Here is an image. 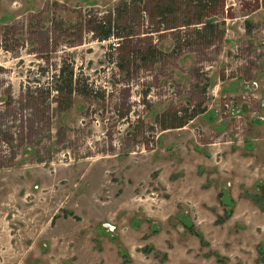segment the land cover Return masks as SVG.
Returning <instances> with one entry per match:
<instances>
[{
  "label": "rangeland",
  "instance_id": "obj_1",
  "mask_svg": "<svg viewBox=\"0 0 264 264\" xmlns=\"http://www.w3.org/2000/svg\"><path fill=\"white\" fill-rule=\"evenodd\" d=\"M125 1L0 0V264H264L261 0L208 10L213 33L144 0L117 47L92 29Z\"/></svg>",
  "mask_w": 264,
  "mask_h": 264
},
{
  "label": "trees",
  "instance_id": "obj_2",
  "mask_svg": "<svg viewBox=\"0 0 264 264\" xmlns=\"http://www.w3.org/2000/svg\"><path fill=\"white\" fill-rule=\"evenodd\" d=\"M225 0H162L159 2L158 6L154 9V11L150 10L149 18L154 16H159L162 22H168V28H176L178 26V18L175 17V14L180 12L181 10L187 11V15L194 16L188 17V19L185 21L184 25L189 26L192 24L197 23H204V19L208 16V10L215 7H221ZM144 0H129L125 1L122 6H118L114 8L113 11L109 13V15L105 16L103 19H96V26L93 27V32L97 36V38L101 40L109 39L111 37H117L121 39L119 43L120 47L122 43H124V39L128 38L129 36L133 35L132 33H128L126 35H122L119 32L115 31V23L116 22H122L126 19V14L132 7V4L138 3L139 6H137L142 15L144 12V7H142V3ZM261 6L264 8V0H261ZM144 14V13H143ZM115 16V17H114ZM168 17V18H167ZM169 17L171 18V23L169 22ZM216 25L213 21L205 22L204 28L205 31L211 30L213 33L215 31ZM198 33L201 34V30L198 29ZM208 36V35H207ZM204 35L203 37H207ZM156 50H150L148 52L149 55L154 54L156 55ZM132 52H129L127 57L123 58V64L122 67L126 66V63L129 64V59H127L130 55H132ZM145 59V57H144ZM147 59V58H146ZM145 59V60H146ZM125 71V69H124ZM58 85H56V90L58 94L65 95L66 101L64 102V106H68V99H71L72 95L76 91L77 82L78 79H75V73L74 71H69L66 73V69L64 66H62L59 70V73L56 75ZM67 103V104H66ZM187 120H183L180 117H177L173 122L166 123L165 121L162 123L163 129L168 128H178L186 125ZM224 194V193H223ZM223 201V199H221ZM230 204L233 205V202L230 201ZM232 210L226 211L225 217H220V222H223L226 220V217L230 216ZM181 221L183 222V225L185 229L190 232L191 234L195 235L200 239V241L204 244H206L205 238L203 236V233L195 226L193 222H191L185 215H179Z\"/></svg>",
  "mask_w": 264,
  "mask_h": 264
},
{
  "label": "water",
  "instance_id": "obj_3",
  "mask_svg": "<svg viewBox=\"0 0 264 264\" xmlns=\"http://www.w3.org/2000/svg\"><path fill=\"white\" fill-rule=\"evenodd\" d=\"M242 109H243V111H247V109H248V105H247V104H244V105L242 106ZM262 196H264V189L262 190Z\"/></svg>",
  "mask_w": 264,
  "mask_h": 264
},
{
  "label": "flooded vegetation",
  "instance_id": "obj_4",
  "mask_svg": "<svg viewBox=\"0 0 264 264\" xmlns=\"http://www.w3.org/2000/svg\"><path fill=\"white\" fill-rule=\"evenodd\" d=\"M263 101H264V99H263ZM247 110H248V109H247ZM263 116H264V114H263ZM262 118L264 119V117H261V119H259V120H262V121H263V119H262Z\"/></svg>",
  "mask_w": 264,
  "mask_h": 264
},
{
  "label": "crops",
  "instance_id": "obj_5",
  "mask_svg": "<svg viewBox=\"0 0 264 264\" xmlns=\"http://www.w3.org/2000/svg\"><path fill=\"white\" fill-rule=\"evenodd\" d=\"M263 104H264V101H263Z\"/></svg>",
  "mask_w": 264,
  "mask_h": 264
}]
</instances>
